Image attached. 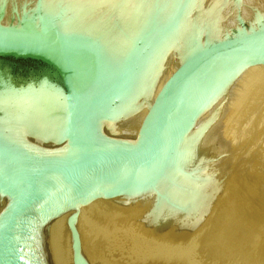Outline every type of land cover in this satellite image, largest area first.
I'll return each mask as SVG.
<instances>
[{"label":"bare ground","instance_id":"1","mask_svg":"<svg viewBox=\"0 0 264 264\" xmlns=\"http://www.w3.org/2000/svg\"><path fill=\"white\" fill-rule=\"evenodd\" d=\"M36 1L0 0V25L10 26L18 21L16 24L24 28H35L39 22L46 32L62 36L81 49L85 59L82 86L86 96L96 90L100 93L106 89L109 91L112 77L121 66L125 53L133 43L139 45V41H142L132 58L131 67L129 66V77L126 76L124 83L117 86L116 91L122 88L121 93L117 95V105L114 106L111 102L102 103L94 109L95 115L102 118V121L98 122V128L113 138L125 141H132L137 137L155 96L185 58L204 44L228 37L229 32L240 36L264 28V0H39L44 12H41L39 17L35 7ZM240 20L246 21L249 28L240 27ZM251 72L264 74V65L241 66L229 73L232 78L202 112L192 129L196 131L197 128V133L192 137L191 132L192 138L189 136L172 158V164L166 171L170 179L164 182L169 183L167 189L171 195L179 192L184 199L190 201L185 206V212L189 209L193 212L197 210L201 200L203 206L216 182L213 183L210 177H206L205 181H192L189 176L176 177L180 175L177 165L191 160L202 135L212 131L210 129L222 119L225 114L223 112L230 107L233 97L240 96L237 93H242L241 89L248 87L243 88L242 83L246 85L248 82L251 85L254 82L250 81L251 77L254 80V74ZM249 73L250 82L246 79ZM261 75L256 74L258 82L260 79L264 82V78H259ZM256 83L254 82V85ZM254 85H251L252 90L257 87V84ZM259 86L264 87L260 84ZM64 95L65 92L58 81L51 80V77L43 75L16 84L9 74L0 70V139L26 157L46 158L61 155L65 145ZM246 95L244 97H249ZM253 95L250 94L251 97ZM236 100H233L234 104ZM241 105L243 104H240V107ZM191 139H194L193 142ZM0 165L4 164L0 162ZM181 184L188 188L181 190ZM139 192L97 199L80 207L75 227L82 241V259L74 261L73 241L68 227V220L76 210H68L55 218L41 221L38 225V235L47 264H86V261L88 264H95L90 259V254L87 255L84 244L86 240L83 227L88 221L86 214L96 208L102 210L104 207H115L123 210L137 203L145 204H141L142 206H147L149 202L152 205L156 203V193L149 190ZM7 203L8 200L0 195V215ZM160 209L162 210L158 212L157 209L154 210V215L157 214L151 218V222L152 219L157 220L159 215H164V220L165 217H171L173 223L179 221L177 224L180 225L189 221V214L176 216L172 208L166 209L164 205ZM198 211L197 217L201 214ZM193 221L189 222L195 224ZM147 238L149 241V237ZM157 241L163 243L160 239ZM152 242L154 245V241Z\"/></svg>","mask_w":264,"mask_h":264},{"label":"water","instance_id":"2","mask_svg":"<svg viewBox=\"0 0 264 264\" xmlns=\"http://www.w3.org/2000/svg\"><path fill=\"white\" fill-rule=\"evenodd\" d=\"M35 7L38 17L44 13L39 0ZM16 23L0 25V58L42 63L47 67L44 75L58 81L65 92V145L59 156L36 158L14 151L0 139V162L4 164L0 165V195L8 200L0 215V264H47L38 225L68 210H76L68 220L73 258L82 259L76 217L82 205L97 199L149 190L156 193L157 211L164 205L176 216L183 214L190 201L179 192L169 193L166 171L202 112L232 78L229 73L241 66L264 65V28L240 36L229 32L228 37L204 44L185 58L155 96L137 137L125 141L98 128L102 118L94 109L102 103L117 105L122 91L121 87L116 91L117 86L129 77V66L142 41L125 53L109 91L96 90L86 96L84 52L66 38L43 30L39 22L35 28ZM239 25L249 28L243 20ZM203 147L198 143L191 160L177 165L180 175L176 177L205 181L212 175L206 165L215 162L212 155L219 158L220 152L211 144ZM180 188L188 186L181 184ZM151 217H155L154 209ZM173 222L157 218L151 224L162 232L174 229L177 222Z\"/></svg>","mask_w":264,"mask_h":264},{"label":"rangeland","instance_id":"3","mask_svg":"<svg viewBox=\"0 0 264 264\" xmlns=\"http://www.w3.org/2000/svg\"><path fill=\"white\" fill-rule=\"evenodd\" d=\"M0 70L20 84L25 79L43 76L47 67L33 60L0 58ZM251 74L246 76L247 81L253 79ZM256 74L263 73H255L254 80L250 81H257L255 85L259 89L255 88V91L253 87L252 90L254 82L251 86L245 79L248 85L242 83V87L251 88L246 87L245 92L241 89L242 93H237L243 98L234 96L242 100L233 97L222 119L198 141L203 148L211 144L220 152V157L213 154L215 162L206 165L211 173L213 171L210 180L216 182L209 194L210 199H205L207 204L202 206L201 200L197 210L184 212L189 214V221L194 219L195 224L182 221L186 224L180 225L177 221L178 227L175 224L174 229L158 232L151 224L152 217L149 218L152 209L156 210L155 202L153 205L149 202L147 206L142 203L141 206L138 203L128 208L124 206L126 209L123 210L96 208L98 210L86 214L88 221L83 227L87 255H91L89 257L95 264H264V87H258L259 84L264 86V82L260 79L259 83ZM263 75L259 78H264ZM233 100H236L235 104ZM239 103L243 105L240 107ZM195 130L192 137L197 133V128ZM197 211L201 212L198 217ZM159 217V222L172 220L171 217L164 220V215ZM189 227L194 228L189 230Z\"/></svg>","mask_w":264,"mask_h":264}]
</instances>
